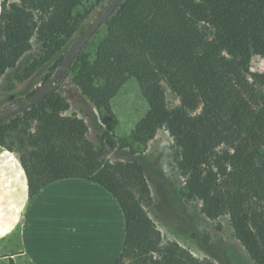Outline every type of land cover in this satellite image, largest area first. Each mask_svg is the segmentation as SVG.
Masks as SVG:
<instances>
[{
  "label": "trees",
  "instance_id": "trees-1",
  "mask_svg": "<svg viewBox=\"0 0 264 264\" xmlns=\"http://www.w3.org/2000/svg\"><path fill=\"white\" fill-rule=\"evenodd\" d=\"M91 8L82 0L2 5L0 79L35 37L43 55L16 80L30 78L82 30ZM102 29L94 47L82 49L35 104L0 121V147L23 168L29 196L69 178L105 188L125 220L114 264H224L163 244L149 217V172L140 149L163 129L188 198L200 203L208 221L226 218L248 260L264 264V73L249 70L252 57H264V0H123ZM69 74L77 91L62 88ZM129 79L147 111L132 142L119 146L133 157L110 161L103 137L93 144L85 122L66 112L71 101H89L112 134L110 100ZM167 89L178 107H168ZM192 238L209 246L205 235L194 231Z\"/></svg>",
  "mask_w": 264,
  "mask_h": 264
},
{
  "label": "rangeland",
  "instance_id": "rangeland-1",
  "mask_svg": "<svg viewBox=\"0 0 264 264\" xmlns=\"http://www.w3.org/2000/svg\"><path fill=\"white\" fill-rule=\"evenodd\" d=\"M17 0H0L7 5ZM84 6H91L90 13L80 29L49 62L39 68L30 78L17 81L19 73L35 58L43 55L36 38L31 39L30 49L18 61L17 66L7 71L0 79V112L11 108L25 100L45 82L53 72L55 62L66 56L79 37L101 13L109 0H82ZM103 26V25H102ZM102 26L95 32L83 49L91 50L98 38L103 34ZM83 33L81 34L80 33ZM63 61V60H62ZM74 62V61H73ZM249 70L254 73H264V57H252ZM63 90H76L73 75L66 76L62 84ZM166 103L169 108L179 106L177 97L166 90ZM111 110L116 123L113 133L106 131L100 116L94 106L84 99L69 102L66 114H76L87 126V137L93 144H98L97 138L103 137L110 161L130 159L129 149H120V143H131L135 126L147 111V104L139 91L134 79L127 80L110 100ZM173 142L168 133L161 129L147 143L141 153L149 172V190L151 204L146 209L161 234V242H175L197 258H210L224 264H252L243 249L234 239L228 220L221 218L216 223L208 221L200 212V203L188 198L184 189V181L175 167ZM135 156V155H134ZM138 156V155H137ZM220 225L217 230L216 225ZM196 231L201 237L210 239L209 246L204 248L192 238Z\"/></svg>",
  "mask_w": 264,
  "mask_h": 264
},
{
  "label": "crops",
  "instance_id": "crops-1",
  "mask_svg": "<svg viewBox=\"0 0 264 264\" xmlns=\"http://www.w3.org/2000/svg\"><path fill=\"white\" fill-rule=\"evenodd\" d=\"M125 239L115 197L69 178L30 197L25 172L0 147V264H114Z\"/></svg>",
  "mask_w": 264,
  "mask_h": 264
},
{
  "label": "water",
  "instance_id": "water-1",
  "mask_svg": "<svg viewBox=\"0 0 264 264\" xmlns=\"http://www.w3.org/2000/svg\"><path fill=\"white\" fill-rule=\"evenodd\" d=\"M123 0H109L107 5L96 17V19L89 25L86 31L79 37L75 44L71 47L69 52L64 57L63 61L59 64V70L54 71L41 85V87L31 94L25 100L17 103L16 105L3 110L0 112V121L3 119L15 115L20 111L31 107L35 104L45 93L49 91V86L54 83L60 75L63 74L64 70L68 69L73 63L78 53L83 49L85 44L91 39L95 32L103 25L104 21L112 16L116 11L117 7L122 3Z\"/></svg>",
  "mask_w": 264,
  "mask_h": 264
}]
</instances>
